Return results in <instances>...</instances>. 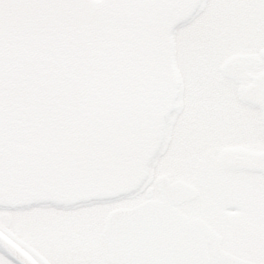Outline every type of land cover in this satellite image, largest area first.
Instances as JSON below:
<instances>
[{
	"label": "water",
	"instance_id": "1",
	"mask_svg": "<svg viewBox=\"0 0 264 264\" xmlns=\"http://www.w3.org/2000/svg\"><path fill=\"white\" fill-rule=\"evenodd\" d=\"M198 1L64 0L0 40V205H69L138 187L170 111L169 33ZM163 181L162 202L110 216L112 264H210L209 244L223 264H253L173 208L195 189ZM0 250L36 264L2 233Z\"/></svg>",
	"mask_w": 264,
	"mask_h": 264
},
{
	"label": "rangeland",
	"instance_id": "2",
	"mask_svg": "<svg viewBox=\"0 0 264 264\" xmlns=\"http://www.w3.org/2000/svg\"><path fill=\"white\" fill-rule=\"evenodd\" d=\"M182 29L174 43L173 112L159 127L145 184L155 187L161 175L192 184L200 196L181 210L218 231L225 251L264 263V19L257 24L242 10L210 7L206 1ZM236 56L243 57L245 65L240 77L229 82L221 68ZM145 184L130 197L67 213L49 206L0 211V224L8 225L10 217L11 224L20 226V219L28 216L25 244L53 235L57 263L91 264L82 250H72L76 244L61 248L60 236L81 239L87 250L105 245L100 234L104 214L141 202ZM0 264L11 263L0 255Z\"/></svg>",
	"mask_w": 264,
	"mask_h": 264
},
{
	"label": "snow or ice",
	"instance_id": "3",
	"mask_svg": "<svg viewBox=\"0 0 264 264\" xmlns=\"http://www.w3.org/2000/svg\"><path fill=\"white\" fill-rule=\"evenodd\" d=\"M64 0H0V40L22 27V19L29 13L61 6ZM210 7L238 9L253 16L259 24L264 19V5L260 0H208Z\"/></svg>",
	"mask_w": 264,
	"mask_h": 264
},
{
	"label": "flooded vegetation",
	"instance_id": "4",
	"mask_svg": "<svg viewBox=\"0 0 264 264\" xmlns=\"http://www.w3.org/2000/svg\"><path fill=\"white\" fill-rule=\"evenodd\" d=\"M195 31L199 33V30L195 28ZM211 34H209L210 36ZM8 225L0 224V229L6 234H15L19 233V227L14 224H11V219L7 221ZM86 254L85 260H90L91 264H107L105 254L103 250H96L94 253L84 252ZM34 257L38 260L40 264H59L55 260H52L49 256L45 255L43 249L38 248L33 253Z\"/></svg>",
	"mask_w": 264,
	"mask_h": 264
}]
</instances>
